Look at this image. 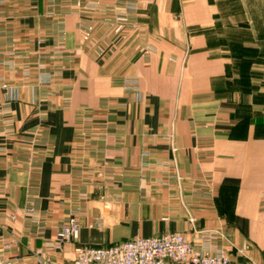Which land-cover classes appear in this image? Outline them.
<instances>
[{"label": "crops", "instance_id": "crops-1", "mask_svg": "<svg viewBox=\"0 0 264 264\" xmlns=\"http://www.w3.org/2000/svg\"><path fill=\"white\" fill-rule=\"evenodd\" d=\"M3 1L0 264H72L48 246L71 212L80 244L174 230L264 264V94L251 65L226 94L225 55L180 27L211 21L206 0L179 18L173 0Z\"/></svg>", "mask_w": 264, "mask_h": 264}, {"label": "rangeland", "instance_id": "rangeland-1", "mask_svg": "<svg viewBox=\"0 0 264 264\" xmlns=\"http://www.w3.org/2000/svg\"><path fill=\"white\" fill-rule=\"evenodd\" d=\"M191 1L194 0H173V3L175 4V6L171 9L173 14L179 18L180 16H183L182 14L185 10L189 11V13L191 10H196V8L185 9L184 6ZM2 2L4 1L0 0V3ZM206 4L209 8V16L211 17V21L209 23L205 24V26L200 25V23L192 25V21H190V23L186 25L187 23L184 21L185 24L183 23L180 27L188 33H206L209 37V43L212 45V48H214L218 53H223L225 55L230 70V74L228 75L229 77L228 79L226 78V81H229L228 83L231 85L228 86V84H226V86H228L226 88V94L229 93V95L237 96L239 94L242 95L244 90H247L244 89L245 86H242V82L238 81L239 72L234 66H238L240 70L245 69V71H247L249 69L248 66L250 65L253 67V69H251L253 72L252 81H254L253 83L256 85V96L259 97L261 94H264V0H206ZM122 12H124V10H121L119 13L121 14ZM81 26L84 29L85 40H88L91 31H93V26L87 23H82ZM169 28L171 29L172 26L167 25L165 27L166 30ZM140 30L142 31V28H140ZM143 31L147 35V31L144 29ZM151 48L152 45L149 44L146 39L144 43V52L149 53ZM234 55H236V57H233ZM70 58L72 59V57ZM51 66H53L55 69L54 71L57 72L61 71L64 63L61 59H57L53 61ZM127 78L125 89L133 92L138 91L139 89L137 88L135 82V76L128 74ZM49 79L50 78L45 79L44 73L40 75V83L42 84L48 83ZM218 84L221 85L222 92L224 82L219 81L217 85ZM2 86L7 88L9 92H13L11 91L12 89L14 90V88L8 87L7 84H2ZM22 210L24 217H34L35 211L29 205L24 207ZM72 219H75L81 229V223L78 215L74 212L69 213L67 219L59 227L55 241L50 243L48 246L49 250L60 251L65 245H69L71 247V251L73 252V263L75 246L80 244L77 242L80 237V231L76 240H65L63 243L61 242L59 247H57L58 243H60L58 237L59 233ZM179 232L185 234L183 231ZM226 253L230 257L229 253Z\"/></svg>", "mask_w": 264, "mask_h": 264}, {"label": "built area", "instance_id": "built-area-1", "mask_svg": "<svg viewBox=\"0 0 264 264\" xmlns=\"http://www.w3.org/2000/svg\"><path fill=\"white\" fill-rule=\"evenodd\" d=\"M79 225L75 219L59 233L57 247L76 240ZM72 264H232L226 251L197 247L184 233L167 231L156 235L124 239L110 245L77 244Z\"/></svg>", "mask_w": 264, "mask_h": 264}]
</instances>
